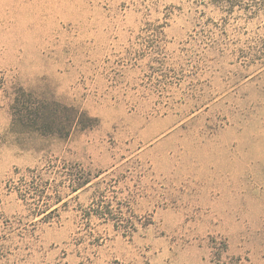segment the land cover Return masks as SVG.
I'll return each instance as SVG.
<instances>
[{"label": "rangeland", "instance_id": "obj_1", "mask_svg": "<svg viewBox=\"0 0 264 264\" xmlns=\"http://www.w3.org/2000/svg\"><path fill=\"white\" fill-rule=\"evenodd\" d=\"M233 3L0 0V264H264V0ZM19 86L93 125L12 128Z\"/></svg>", "mask_w": 264, "mask_h": 264}, {"label": "trees", "instance_id": "obj_2", "mask_svg": "<svg viewBox=\"0 0 264 264\" xmlns=\"http://www.w3.org/2000/svg\"><path fill=\"white\" fill-rule=\"evenodd\" d=\"M223 6L228 0H210ZM236 2V0H229ZM32 89L19 86L10 103L11 127H22L41 135L67 137L75 127L84 129L93 125V118L73 106L61 104L55 98L40 96ZM84 178V177H83ZM87 183L88 178L82 182Z\"/></svg>", "mask_w": 264, "mask_h": 264}]
</instances>
